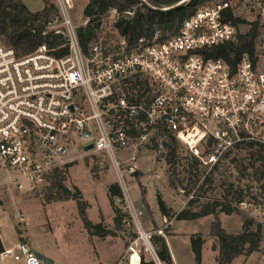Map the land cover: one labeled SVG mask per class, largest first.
I'll return each instance as SVG.
<instances>
[{"label":"built area","instance_id":"built-area-1","mask_svg":"<svg viewBox=\"0 0 264 264\" xmlns=\"http://www.w3.org/2000/svg\"><path fill=\"white\" fill-rule=\"evenodd\" d=\"M54 6L55 21L65 30L53 31L66 37L65 55L54 56L42 44L18 56L0 40V187H49L70 162L77 139L84 152L110 162L120 189L112 202L127 214L132 230L110 264H166L152 240L164 235L163 227H146L144 209L128 190L138 147L154 143L161 152L166 137L173 136L193 157L215 163L216 150L202 159L208 138L225 147L255 140L248 128L253 118L264 122V67L256 60L264 41L259 45L258 38L256 53L241 54L234 67L208 55L214 46L236 39V25L224 17L229 10L224 1L199 6L162 41L140 38L127 45L120 36L121 52L104 53L106 44L93 41L84 54L70 17L72 0H56ZM108 14L117 18L115 8ZM55 21L47 26L55 27ZM131 82H146L150 95L134 100L125 90ZM89 144L92 148L84 150ZM19 221L24 222L22 214ZM7 258L16 264H58L45 262L21 240L0 251V262Z\"/></svg>","mask_w":264,"mask_h":264},{"label":"rangeland","instance_id":"rangeland-1","mask_svg":"<svg viewBox=\"0 0 264 264\" xmlns=\"http://www.w3.org/2000/svg\"><path fill=\"white\" fill-rule=\"evenodd\" d=\"M21 1H24L31 10H36L42 6L41 0ZM224 1L228 3L231 14L244 21L236 24L238 34L248 31L252 22H258V33L254 44H258L257 39L259 38V45H261L264 41V4L262 0H206L200 6ZM47 2L56 5V0H47ZM85 2L86 0H72L70 17L75 29L86 23V18L82 14V7ZM115 18L116 16L113 14H107L103 17L98 29L96 28L93 40L105 43L108 49L103 52L107 54L122 51L119 48L121 37L114 27ZM54 24L55 27L49 25L46 29L65 30L61 21H55ZM157 37H160L158 32L152 39L157 40ZM254 51H256L255 46ZM257 54V67L262 68L264 67V51H257ZM148 87L146 82L141 84L131 82L125 90L133 96L134 100H137L150 95ZM253 119L248 128L251 137L258 141V144L253 147L248 146V142L252 139L228 147L227 145L225 147L213 144L206 146L203 143L201 147L202 159L207 161L210 153L216 150L219 156L215 163H204L199 159L195 161L186 145L178 139L171 142L166 137L168 146H164V151L161 152L157 151L154 143L138 147L139 162H142V166L139 167L138 165V170L130 182L133 183L140 178L141 181L154 189L158 188L165 191L167 198H170L171 202L175 204H173L174 208L168 207L170 216H165L162 221L155 218L145 205H137L144 209V220L148 229L153 231L163 227L164 235H159L164 238L168 251L177 264H216L217 241L209 235L208 227L215 217L218 220L220 217L221 226L233 234L241 232L242 223L246 218L253 219V227L256 223H260L262 235L257 249L249 255H239L234 258L231 264H264V168L261 166L262 161L259 158L260 155H264L261 147V144H264V122L260 123L258 119ZM69 155V165L67 164L68 166L66 165L62 169L64 175L62 185L74 191L73 184H75L83 191L84 196L82 195V197H85L86 202L91 204L88 212L91 219H95L98 214V203L105 217V219L103 218L104 227L113 229L114 235H109L102 241L98 240L97 244L93 246L81 234H77L76 226L68 231L63 225L64 221L70 217V212L73 211L69 204L64 206L53 204L51 208L46 209L50 226V230L46 228L49 232L46 233L47 236L39 234L37 231L36 226L44 223L40 219V210L37 206L31 209L30 213L27 210L24 211L25 227L33 235V241L42 252L41 256L45 260L60 261L59 255L68 259L70 264H94V255L96 254L94 250L101 261H109L116 256L117 252H119V257L132 234V230L127 214L117 206L115 207L120 210L121 225L118 228L114 226L113 220L109 217L111 207L105 188L102 186V181H96L100 175L108 170H113L110 162L107 159L97 157V154L84 152L77 139L73 141ZM71 166L73 168L70 170ZM156 173L159 177H154ZM138 183L141 182L138 181ZM229 186L232 187V196L236 197L237 192L243 196L241 202H231L236 210L230 216L223 212H217L216 215H207L208 217L203 216L192 220L174 222L176 220L175 214L180 210L198 211L206 202L224 201V195ZM50 188L51 185L34 191H18L9 185L0 187V231L5 244L14 242L16 233L21 234L23 232L25 223L19 221V215H21L19 208L22 210L29 209V207L40 202H57L48 201V198L53 196L56 190L55 187ZM148 198L150 202H154L153 191L149 193ZM226 199H231V196ZM65 201H72L73 203L75 200ZM159 235L154 234L155 237ZM192 238L202 241L199 259L195 256ZM155 246L157 247L156 244ZM212 246H215V249H212ZM0 264H16V262L7 258Z\"/></svg>","mask_w":264,"mask_h":264},{"label":"trees","instance_id":"trees-1","mask_svg":"<svg viewBox=\"0 0 264 264\" xmlns=\"http://www.w3.org/2000/svg\"><path fill=\"white\" fill-rule=\"evenodd\" d=\"M43 7L36 11H30L21 0H0V40L11 47L15 54L23 56L33 52L38 46L44 44L54 56H63L68 52L66 37L46 27L59 18L56 7L41 0ZM182 1L174 9L164 10ZM206 0H88L83 7L82 14L87 19L85 25L76 28V36L79 46L84 54L89 53L90 43L94 40L96 28L98 29L102 18L108 14L110 8H115L117 18L114 27L119 36L126 40L127 45H132L140 38L151 41L156 32L160 34L156 41H162L174 35L182 22L191 15ZM224 17L233 24H240L244 21L234 17L230 10L224 11ZM258 22L254 21L248 31L236 35V39L230 42L220 43L208 53L213 57H220L234 67V63L241 54L254 52V40L257 36ZM169 140L176 138L168 136ZM213 139L208 138L206 146L213 144ZM258 141L251 140L248 146L253 147ZM164 146H168L167 141ZM156 147V146H155ZM264 154V144H261ZM264 168V155L259 157ZM195 161L198 159L193 157ZM69 165V164H68ZM67 165V166H68ZM64 180L63 170L57 172L52 177L51 188L55 187L54 195L48 201H65L73 199L76 201L79 216L89 234L104 237L114 235V230L104 227L103 221L92 223L86 213V204L81 197V192L74 187L73 190L62 185ZM50 188V189H51ZM108 197L113 205V223L116 228L121 225L120 210L112 202L113 195H120L117 184H111L107 188ZM232 187L229 186L224 201H212L204 203L198 211L180 210L175 214L176 220H192L209 214L216 215L223 212L226 215L232 214L236 209L232 201L236 203L242 201V194L237 192L236 197L232 196ZM231 196V199H226ZM159 211L164 216L169 215V208L164 203L160 195H157ZM251 218L244 219L242 230L233 234L227 232L220 221L215 219L209 225V235L217 241L216 264H230L233 258L241 254L249 255L255 251L261 240V224L256 223ZM17 231V230H16ZM152 240L157 245L159 257L166 264H173L166 242L162 236H153ZM195 256L199 259L200 239H191ZM159 245H158V244ZM3 246L0 242V251ZM215 249V246H212ZM150 264V263H148Z\"/></svg>","mask_w":264,"mask_h":264},{"label":"crops","instance_id":"crops-1","mask_svg":"<svg viewBox=\"0 0 264 264\" xmlns=\"http://www.w3.org/2000/svg\"><path fill=\"white\" fill-rule=\"evenodd\" d=\"M87 1L88 0H86L84 6L86 5ZM23 3L26 5V3L24 1H23ZM26 7H27V5H26ZM42 7H43V3H42V6L40 8H38V9H36V10H31L28 7L27 8L30 11H32V12H36V11L40 10ZM83 7H82V10H83ZM138 165H139V167L142 166V162L141 161L139 162V157H137V161H136V170L134 171V173L131 176H127L128 190H129V193H130L131 200L135 204H140L142 206L145 205L153 213L155 218H157V219L162 221V218H165V216L162 215L160 213V211H159L158 204H157V195L161 196V198L163 199L164 203L169 208H174L173 204H175V203L171 202L170 198H167V195L164 193L165 191H161V189H158V188L154 189L152 186H149L146 183H144V181H141L140 178L138 180H135L133 183L130 182V179L134 177V174L138 170ZM72 168H73V166L70 167V170ZM112 173H113V175H112ZM154 177H159V175L156 173V174H154ZM96 181L97 182L98 181H102V186L105 188L106 195H107V198L109 200L108 193H107V188L111 184H117V179H116V175H115L114 171L113 170H108L103 175H100V178H98ZM138 181H140L141 183L139 184ZM73 185H74V187H76L81 192V197H82V195L84 196L83 191L77 185H75V184H73ZM155 190H157V192H155ZM152 191H153V193L155 195L154 202H150L149 198H148L149 193L152 192ZM82 199H83V201L86 204L85 213H86L88 219L94 224H96V223H98L100 221H104L103 218L105 219V217H104V214L101 211V208L99 207V204L97 203V207H98L97 208V213L98 214L96 215V218L95 219H91L89 217V215H88L89 209L91 208V204L86 202L85 197H82ZM109 202H110V200H109ZM53 204H57V205H61V206H64L65 204L71 205L73 211L70 212V217L67 220L64 221V225L63 226L65 228H67L68 231L71 230L74 226H76V229H77L76 232H78L77 234H81V236L83 238H86L88 240L89 244L94 246L95 244H97L98 240L102 241L107 236H109V235H106L104 237H99L97 235L89 234L87 232V230L85 229V227L83 225V222H82V220H81V218L79 216L77 204H76L75 201L73 203H72V201H57V202H45V203L40 202L37 205H33L32 207H29V209H23V210L21 208L18 209V210L21 211V214L24 217V223L25 224L23 225V229H22L23 232L21 234H17L16 233V239L14 240V242H11L10 244H5L4 241H3V238L1 236V231H0V242H1L2 246H3V248H9V247L13 246L14 243H16L18 240H21V241L26 242L27 245L31 248V250H33L34 252L38 253L41 256L42 252H40V250L37 248L38 246H36L35 242L33 241L34 240L33 235L31 233H29L28 230H27L28 228L25 227V225H26V217H25L24 211L27 210L29 212L31 209H33L34 207L37 206L38 210H40V217H41L40 219H42L41 221L44 222V223L42 224L39 221L40 224H38L36 226V228H37V231H38L39 234L47 236L46 235V233L48 232L47 229L50 230V226H49V223H48L49 219H48L47 214H46V209L51 208V206ZM110 207H111V214H110L109 217L113 220L114 212H113V207H112L111 203H110ZM205 217H208V216H205ZM219 220H220V217H219ZM105 221H106V223H108L107 220H105ZM178 221H180V220H174L175 223L178 222ZM210 221H211V219L208 222L210 223ZM15 231H16V229H15ZM229 233H232V232H229ZM167 238L169 239V237H167ZM94 252L96 253L94 255V257H95L94 264H110L113 261H115L117 259L118 255H119V252H117L116 256L113 257L112 259H110L109 261H101L99 259V256H98L97 252L95 250H94ZM237 257L238 256H236L235 258H237ZM58 258H59L60 261H55L54 262L52 260V262L58 263V264H70L68 259H66L64 257L58 255ZM171 259H172L173 264H177L173 260L172 255H171ZM233 260H234V258H233ZM232 261H231V263H232Z\"/></svg>","mask_w":264,"mask_h":264},{"label":"water","instance_id":"water-1","mask_svg":"<svg viewBox=\"0 0 264 264\" xmlns=\"http://www.w3.org/2000/svg\"><path fill=\"white\" fill-rule=\"evenodd\" d=\"M181 2H182V1H181ZM181 2L175 4V5L171 6V7L164 8V10L174 9V8H175L176 6H178ZM91 148H92V145L89 144V145H86V146L84 147V150H89V149H91ZM0 203H1V201H0ZM37 254H38V253H37ZM38 256L42 258V256H40L39 254H38ZM42 259H43V258H42ZM43 260H44L45 262L52 263V261L45 260V259H43Z\"/></svg>","mask_w":264,"mask_h":264}]
</instances>
